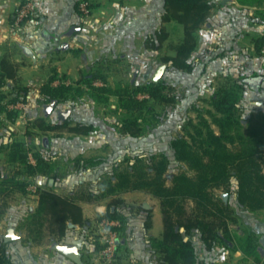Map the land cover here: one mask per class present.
I'll return each instance as SVG.
<instances>
[{
	"label": "trees",
	"instance_id": "16d2710c",
	"mask_svg": "<svg viewBox=\"0 0 264 264\" xmlns=\"http://www.w3.org/2000/svg\"><path fill=\"white\" fill-rule=\"evenodd\" d=\"M87 1L92 9L94 4ZM237 1L243 5L264 2ZM214 5V0H161L162 23L176 21L184 26L182 43L175 55L162 58L164 64L186 74L195 71L198 63L193 58L197 47L196 32L209 21ZM78 8L81 12L80 6ZM168 37V29L161 25L148 35L146 47L159 50ZM263 40L264 36L257 41L259 52ZM101 63L99 60L84 71L76 86L66 82L54 85L56 77L53 76L40 87L39 93L44 103L54 100L64 103L88 95L96 103L106 105L112 96L117 97L112 113L122 115L117 130L120 137L126 138L125 147L129 152L119 165L107 156L76 160L74 174L87 172L89 168L93 173L86 182L65 194L49 187L41 189L37 208L24 222L25 242L41 245L47 237L61 239L71 230L70 223L88 232L91 240L94 222L85 216L80 202H96L113 196L111 207L96 220L120 221L121 227L116 228L120 233L130 225L131 231L123 233L125 239L133 234L142 250L149 253L151 264H204L194 238L196 235L204 252L219 248L239 250L247 258L262 262L259 238L251 232L239 235L231 226L238 222L240 208L250 214L264 211V122L259 117L247 119L245 115L251 109L249 91L260 88L264 73L222 75L212 88L208 106H192L197 113L196 119L188 118L183 132L170 138V153H167L164 150L147 151L143 137L161 120V113L154 105L177 103L179 98L174 88L164 81L153 82L152 79L144 84L112 83L109 75L101 70ZM8 80L19 81L17 66L3 57L0 60V90ZM96 80H101L103 85H95ZM15 87L17 92L10 101H25L28 89ZM140 94L145 96L140 97ZM6 97L7 94L0 92V101ZM0 110L6 111L13 120L18 116L17 110L9 111L4 105H0ZM30 123L45 133L67 131L90 135L103 129L94 120H82V115L57 123L40 116ZM134 139L139 141L136 145ZM31 150L23 140L0 145L5 162L13 167L8 176L0 171V195L10 191L27 193L29 178L34 176H42L48 181L53 178L54 187L62 184V176H56L53 145L33 154L35 164L29 160ZM177 163L186 165L192 174L177 172L168 184L165 174ZM123 164L126 165L124 168ZM133 190L145 191L159 201L161 226L155 210L129 205L119 196ZM216 190H223L227 198L217 194ZM2 214L0 210V220ZM156 225L158 233H154ZM82 236L81 250L87 242ZM8 244L3 242L0 248V264H13L8 256Z\"/></svg>",
	"mask_w": 264,
	"mask_h": 264
},
{
	"label": "crops",
	"instance_id": "0c3cea01",
	"mask_svg": "<svg viewBox=\"0 0 264 264\" xmlns=\"http://www.w3.org/2000/svg\"><path fill=\"white\" fill-rule=\"evenodd\" d=\"M23 1L25 0H0V60L3 57H7L16 64L19 79L18 82L8 80L0 92L7 94L4 100L9 101L17 92L15 86L27 88L28 93L25 100L27 110L32 113L35 112V119L42 116L52 123L61 122L59 118L62 119V113L67 111L73 112L71 110L73 106L71 107V105L74 104L78 107V99L82 97L64 103H58L54 100L56 104L51 111H48L47 107L49 105L47 106L46 104H52L53 101L44 103L43 97L39 92L40 87L51 77H56L54 85L66 82L67 84L76 86L82 73L100 60L101 64H103L101 70L106 72L110 78L111 74H113L112 65L115 62L116 67L117 65L118 67L122 66L128 59L129 61L132 60V65H139L144 60L142 55H140L141 53H160L168 40H179L178 49L184 38L182 34L177 35L179 38H172L173 31H171V27H174L173 21L162 23L161 0H91L94 7L91 9V13L87 15L79 11V0H31L37 6V13L26 21L20 30L12 32L11 16L16 7ZM222 2L223 0H214L215 5L211 11L209 21L196 32L197 47L193 58L198 63L195 71L192 74H186L176 70V73L186 75L187 79L190 77L194 79L207 78L211 81L215 77L218 78V76L226 75L227 73L240 72L241 75L246 74L247 76L264 73V63L261 61V55L257 48V41L264 36V2L256 5H243L237 0L227 1L226 3ZM169 24H171V27L168 28L169 37L163 47L159 50L146 47L148 35L161 25L167 28ZM139 40H142L141 45ZM136 42L139 44L138 48L141 47L142 50L136 48ZM125 46L126 48L123 49ZM128 47L133 50L131 55H125ZM176 51L170 55H175ZM194 86V81L188 85L190 89H195ZM252 92L256 98H253ZM262 94H264V81L261 83L260 88L249 91L248 98L251 108H258L259 114L262 113L264 115V106L262 104L264 101L261 100ZM89 101L90 105H99L92 99ZM41 110L42 112L45 111L44 114L40 112ZM0 113V125L2 126L5 123V125H8L7 129H9L7 132H2V128L0 129V135H2L0 136L1 141H3V136L5 143L21 140V138L18 139L20 135L16 131L19 134L25 135L26 132L20 130V128L27 127L30 124L31 117L27 120L22 115L17 116L13 120V118L8 117L2 111ZM79 113L82 114L83 111L81 110ZM88 119L94 120L98 126H102L103 128L96 131H99L101 133L99 137L103 136V138L100 137L98 142L91 145H87L85 139L96 134V132L90 135L66 131L52 133H69L74 139L81 141L76 147L80 150L79 154L83 155L88 151H94V154L90 157L110 156L111 154L108 155V146H113L114 139L113 131L107 125L111 122V119L104 118V120H99L93 117L86 119L84 115L82 116V120ZM36 130L40 132V130ZM23 141L28 145L26 139ZM50 142L46 143L47 145L45 146L48 148L51 144L57 150L55 138L51 137ZM36 177L45 179L42 176ZM64 180L62 179V184L55 187L53 178L49 179L45 187L36 186L37 191H33V197H36V204L31 206V210L34 211L38 206L39 191L41 189L49 187L53 188L57 193L64 194L61 191L62 189L67 187L68 189H72L74 187V185L72 187L67 185ZM31 185L33 184L29 185L28 191L31 189ZM128 193H123L119 196L128 200V197H131L128 196ZM131 195L133 197L139 194L133 193ZM112 198L113 196H110L96 202L81 201L80 204L83 207L85 216L90 218L95 224L101 221H97L96 218L108 211L107 201L109 199L112 200ZM256 215L260 214L256 213ZM249 221L252 224L257 222L256 219L251 218ZM253 228L245 230L243 233L237 231L235 233L243 235L246 232H251L256 235L258 232L254 231ZM81 229L75 225V227H72L68 231L65 237L61 239L51 237L57 243L45 246L43 244H23L25 240L15 236L13 240V264H76L72 259L57 251L55 244L65 246L76 245L81 251ZM260 230L264 234V227ZM133 236L131 234L127 241L125 238H120L121 249L123 250L121 253L128 254V252L134 251L128 254L131 255V253H136L138 250L139 254H141L140 249L142 250V248L137 244ZM262 237L264 235L259 238L260 244ZM127 242H132V247H127ZM123 246H126V250ZM258 251L262 258V262L259 263L247 258L239 250L229 251L219 248L211 252H204V255L205 259L208 260L207 264H215L213 261H209V259L214 255L216 256V254L220 255L221 260L216 264L226 263L234 260L235 257H239L246 264H264V253L260 252L259 246ZM81 252L84 256V252ZM144 256L145 253L143 254ZM86 262L84 259L83 264H86ZM144 262V264H151L148 261L146 263V260ZM115 264L122 263L116 262Z\"/></svg>",
	"mask_w": 264,
	"mask_h": 264
},
{
	"label": "rangeland",
	"instance_id": "374dc122",
	"mask_svg": "<svg viewBox=\"0 0 264 264\" xmlns=\"http://www.w3.org/2000/svg\"><path fill=\"white\" fill-rule=\"evenodd\" d=\"M172 24L174 25V27L173 26L171 27V24L167 26V29L171 27V31H173L172 38L173 39H176L177 37L179 38V36H177L178 34L180 35L182 34L184 36V26L176 21H173ZM141 41L142 40H139L140 45H141ZM178 43H179V40H168L165 43L164 48L160 51V53H155V54L154 53L152 54L141 53L140 55H142L144 60L141 62V64L139 63V65H136V66L132 65L131 63L132 60L129 61V59L126 60V62H124L122 66L120 67H118V65L116 67V64H115L116 62H115L112 65L113 74H111L112 76L110 77V81L112 83L120 82V83H126V84L130 82L131 83L136 82L137 84L147 83L150 79H152V76L154 75L157 68L161 66L162 64H164L162 58L164 56L173 54L177 49ZM136 46H137L136 48H138L139 46L137 42H136ZM124 48H126V46L123 47V49ZM138 50H142V48L139 47ZM132 53H133V50L130 47H128L125 55H131ZM261 59H262L261 61L264 63V57L262 55H261ZM121 68H124V69H121ZM117 70H118V73H117ZM219 78H222V76L220 75L218 76V78L215 77L213 81L207 78L194 79L193 77H190L189 79H187L186 75H181L179 73H176V70L173 67H171L169 64H167V68L159 81H164L168 85L172 86L174 88L175 94L178 96L179 99L177 103L175 104H170V105L155 104L154 105L155 110L158 113H161V120L155 123L156 127L149 128L148 134L145 137H143V140L145 141L144 143L145 149L147 151L154 150L156 152H161L164 150V151H167V153H170V150H169L170 138L176 135L177 133L183 132L182 127L188 118L196 119L197 113L191 109L194 104H196V106H199V107L208 106V99L210 98L211 90L217 85ZM192 81H194L195 83V86H194L195 89H192V88L190 89L188 87V85H190ZM210 84H214V85H210ZM252 94L253 96L255 95L253 92ZM261 97H262L261 100L264 101V94H262ZM253 98H256V96H254ZM78 100H79L78 107H76V105L74 104L71 105V107L73 106L72 108L70 107L71 110L75 112H71V114L65 120L69 118H73L76 115L77 116L84 115L86 119L91 118V117L98 118L99 120H104V118L111 119V122L108 123L107 127L113 131L114 140H113V146H108V155L110 154L111 155L107 157L110 158V160H113L114 164L119 165L124 159L125 155L129 151L127 147H125V145H127L126 138L120 137L118 130H117V125L122 115L121 113H112V109L116 108V105L118 102L117 97L112 96L108 104L106 105L99 104L98 106L94 104L90 105V101H89L90 99L88 95L83 96L82 98ZM258 100H259V97H258ZM50 104L51 103L46 104V105L50 106ZM262 104L264 106V103ZM81 110L83 111L82 114L79 113ZM40 112H42V110ZM44 112H42V114H44ZM259 113H260L259 109L256 107H253L250 109V111H247L245 115H247L246 116L247 119H249L251 116L256 117L255 119L259 117V120L261 122H264V115L262 113L261 114ZM22 115L26 117L27 120H29V118L31 117L30 119L31 121H34L35 116H36L35 112L32 113L31 111L27 110V108L25 110L18 111V116H22ZM59 120L65 121L64 119H60V118ZM0 122H1V119H0ZM7 126L8 125H5V123L2 126L0 125V129L2 128V132H7L9 130L7 129ZM20 130H24L26 134L22 135V134H19L18 131H16V133L20 135L18 136V139L19 138H21V140L26 139V141L28 142V148L32 149L31 150L32 155L36 151L45 149L46 148L45 145H47L46 143L50 142L51 137L55 138V145H57L56 146L57 150L54 155V161H55L54 163H56V176L58 177L62 176V178L65 179L64 182H66L67 185L71 187L74 185L75 188H78L80 184L82 182H86L88 180V177H90V174L93 173V170L89 168L87 169V172L83 171V172L74 174L75 173L74 169H76L75 168L76 160L89 159L90 156L94 154L93 153L94 151H88L87 153H85L88 155L79 154L80 150H78L79 148H76V147L78 143H81V141L74 139V137L69 135V133L60 134V133H52V132L45 133L43 131L39 132L34 128V126L31 123L27 127L20 128ZM100 134L101 133L98 131L96 132V134H93L87 137V139H85L87 141V145H91L95 142H98V140H100L99 138L101 137V136L99 137ZM101 138H103V136ZM1 140L2 139L0 137V145L5 143L4 136H3V141ZM133 142L136 145L137 142L139 141L137 139L136 140L134 139ZM122 166H123L122 168H124V166L126 165L123 164ZM12 168H13L12 166H9L5 162L4 153H0V171H2V173H4L5 176H8L7 174L10 173ZM180 171H186L189 174H192V171H190L186 165L178 164V163L174 164L171 167V169L165 174L167 183L170 184L172 175ZM29 181H30V184L32 183L33 185H36L38 187L40 186L45 187L46 184L49 182L48 179H41L36 176L29 178ZM70 190L71 189L70 188L68 189L67 187L65 189H62L61 191L65 194V192L67 193ZM127 192H129L128 196H131V197H128V200H126L127 204L136 205V206L138 205L144 206V204H147L149 208H152L153 210L156 211V219H157V222L161 226L159 201L145 191L133 190V191H127ZM127 192H123V193H127ZM123 193H120V194H123ZM133 193L139 194V195H134L132 197L131 194ZM216 193L221 195L225 199L227 198V194L223 190H216ZM33 194H34L33 191L29 189V191L27 190V193L25 194L19 191H10L8 194L4 196L0 195V210L3 211V214L0 220V248L3 242H7L5 238L9 234L10 231H12L15 234V236L21 238L22 240L26 239V235H25L26 231L24 229V222L27 216L29 215V213L32 211L31 206L36 204L35 202L36 197H33ZM107 205L109 209L111 207V199L107 201ZM257 214H260V215L247 213L243 209L240 208L238 222L236 224H233L231 226V229L234 232L237 231V232L243 233L245 230H250L254 227L253 230L258 232L256 233L255 236H259L258 238H260L262 235H264L262 230H260L261 228L264 227V211H262V213L260 212ZM250 218L256 219L257 221L255 223L256 225L252 224V222L249 221ZM82 230L83 229H81V235H83L82 236L83 239L85 238L87 242L83 243L84 249L81 251H83L85 254V262L86 261L89 262L90 258L88 255L92 251L93 245L95 247H97L96 245L100 247L101 243L99 241L92 243L91 240L88 238V235L90 234L88 232H85V230L83 231ZM99 230H101V227L99 226V223L96 222L95 224H93V229L91 233L93 235H96V237L98 238L100 237ZM130 231H131L130 225H128V227L125 229L124 232L121 231L120 233L118 231L120 238L124 239L125 238L124 234H128ZM158 232H159V227H157L156 225L154 233H158ZM194 238L197 243L200 258L201 260L204 261V264H207L208 260L205 259L204 251L202 249V244L199 240L198 235H196ZM7 243H9L7 246L8 256H10L13 262V240ZM53 243H57V242H54L52 238L47 237L45 238L43 245L44 246L52 245ZM23 244L33 245L34 243L23 242ZM131 245H132V242H129V243L127 242L126 244L127 247L128 246L132 247ZM126 246H123V248H125ZM121 247L122 245H120V249ZM259 249L264 250V244L259 243ZM122 251L123 250L121 249L120 250L121 255L117 258V261H116L122 264H144L145 263L144 260H146V263H147V261L149 262L152 259L150 258L149 253H146L144 250H141V249H140L141 254H139L138 250L136 253H131V255H128V254L134 251H130L128 252V254L121 253ZM143 252L146 253L144 257H143V254H144ZM210 260L216 264L220 260V255L216 254V256L214 255L213 257H211V259H209V261ZM223 264H246V263L243 260H240L239 257H235L234 260H230Z\"/></svg>",
	"mask_w": 264,
	"mask_h": 264
},
{
	"label": "built area",
	"instance_id": "2783aa9c",
	"mask_svg": "<svg viewBox=\"0 0 264 264\" xmlns=\"http://www.w3.org/2000/svg\"><path fill=\"white\" fill-rule=\"evenodd\" d=\"M80 10L83 14L87 15L91 12L90 2L87 0L80 1ZM37 13V6L31 0H25L21 2L16 9L14 10L11 16V31L17 32L22 28V26L31 19ZM261 55L264 57V40L260 49ZM95 85H103L101 80H96L94 82ZM143 97L145 95H139ZM0 105H4L5 108L9 111L17 110L22 111L25 110L27 105L23 100H19L16 103L11 102L10 100L0 101ZM1 112V110H0ZM2 113H6V111H2ZM7 114V113H6ZM1 116V113H0ZM29 160L31 163L35 164L36 160L32 154L29 156ZM32 191H37L36 185H31ZM121 223L115 219L105 218L99 222V226L101 227L100 237H96V235L91 236V241L96 242L99 241L100 248H96L93 245L92 251L90 252L89 262L86 264H115L117 258L120 256V235L116 228L121 227Z\"/></svg>",
	"mask_w": 264,
	"mask_h": 264
},
{
	"label": "water",
	"instance_id": "95a60500",
	"mask_svg": "<svg viewBox=\"0 0 264 264\" xmlns=\"http://www.w3.org/2000/svg\"><path fill=\"white\" fill-rule=\"evenodd\" d=\"M227 1H231V0H223L222 3H226ZM166 68H167L166 64H162L161 66H159L157 68V70L155 71L154 75L152 76V81L158 82L161 79L162 75L164 74ZM55 104H56V101H53V103L47 107V110L51 111V109L54 107ZM70 114H71V111H67L65 113H62L61 118L65 120ZM144 207L149 208V206L147 204H145ZM69 227H71V228L75 227V224L70 223ZM14 239H15V235L12 231H10L9 234L5 238V240L7 242L14 240ZM261 243L264 244V237H262ZM55 249L57 251L63 253L64 255L69 257L70 259H72L76 264H83V254L79 250L78 246H76V245L65 246V245L55 244ZM260 252L264 253V250L260 249Z\"/></svg>",
	"mask_w": 264,
	"mask_h": 264
}]
</instances>
